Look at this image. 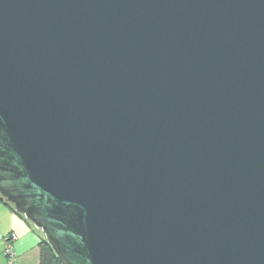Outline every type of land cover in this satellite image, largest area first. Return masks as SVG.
Wrapping results in <instances>:
<instances>
[{
	"label": "water",
	"instance_id": "obj_1",
	"mask_svg": "<svg viewBox=\"0 0 264 264\" xmlns=\"http://www.w3.org/2000/svg\"><path fill=\"white\" fill-rule=\"evenodd\" d=\"M0 196L61 264H264V0H0Z\"/></svg>",
	"mask_w": 264,
	"mask_h": 264
},
{
	"label": "crops",
	"instance_id": "obj_2",
	"mask_svg": "<svg viewBox=\"0 0 264 264\" xmlns=\"http://www.w3.org/2000/svg\"><path fill=\"white\" fill-rule=\"evenodd\" d=\"M15 233L14 243L18 264H41L39 244L44 240L42 231L32 222L0 201V233ZM0 264H6L3 245L0 242Z\"/></svg>",
	"mask_w": 264,
	"mask_h": 264
},
{
	"label": "built area",
	"instance_id": "obj_3",
	"mask_svg": "<svg viewBox=\"0 0 264 264\" xmlns=\"http://www.w3.org/2000/svg\"><path fill=\"white\" fill-rule=\"evenodd\" d=\"M17 240V235L13 232L8 234L0 233V242L3 245V254L6 264H18L17 253L15 251L14 243Z\"/></svg>",
	"mask_w": 264,
	"mask_h": 264
},
{
	"label": "trees",
	"instance_id": "obj_4",
	"mask_svg": "<svg viewBox=\"0 0 264 264\" xmlns=\"http://www.w3.org/2000/svg\"><path fill=\"white\" fill-rule=\"evenodd\" d=\"M0 201L8 205L10 208H13L11 204L5 201L4 198L0 196ZM20 214V213H19ZM40 247V262L41 264H61L57 256L55 255L51 246L44 240L39 244Z\"/></svg>",
	"mask_w": 264,
	"mask_h": 264
}]
</instances>
